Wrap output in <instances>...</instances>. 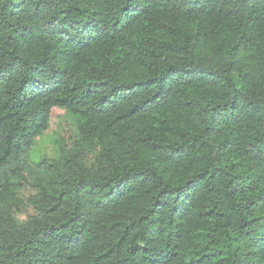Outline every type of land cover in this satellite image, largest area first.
I'll return each instance as SVG.
<instances>
[{"label": "trees", "instance_id": "16d2710c", "mask_svg": "<svg viewBox=\"0 0 264 264\" xmlns=\"http://www.w3.org/2000/svg\"><path fill=\"white\" fill-rule=\"evenodd\" d=\"M0 264H264V0H0Z\"/></svg>", "mask_w": 264, "mask_h": 264}, {"label": "rangeland", "instance_id": "374dc122", "mask_svg": "<svg viewBox=\"0 0 264 264\" xmlns=\"http://www.w3.org/2000/svg\"><path fill=\"white\" fill-rule=\"evenodd\" d=\"M69 121L70 119L66 117L62 110H55L50 119L48 129L37 139L33 150V159H37L39 154L51 155L55 150L57 139L66 140L71 136L73 130ZM16 218L18 222H22L26 219V213L16 214Z\"/></svg>", "mask_w": 264, "mask_h": 264}]
</instances>
